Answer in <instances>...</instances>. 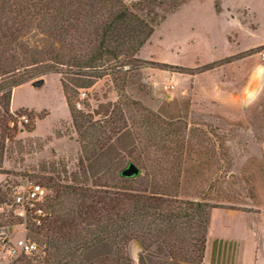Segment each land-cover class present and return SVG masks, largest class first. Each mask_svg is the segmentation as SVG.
Instances as JSON below:
<instances>
[{
	"label": "rangeland",
	"instance_id": "1",
	"mask_svg": "<svg viewBox=\"0 0 264 264\" xmlns=\"http://www.w3.org/2000/svg\"><path fill=\"white\" fill-rule=\"evenodd\" d=\"M134 1L124 0L128 5ZM168 9L155 10L165 19L136 55L142 63L135 69L124 66L123 82L121 72L106 65L91 87L75 90L64 67L62 72L33 70V77L11 89L7 127L0 128V186L26 177L45 185L42 177L72 184L84 179L79 162L89 153L83 148V132L73 122L61 84L65 78L74 89L68 95L74 114L80 113L86 124L102 122L111 112L116 120L119 108L124 114V122L117 120L114 127L120 132L109 136V149L97 156V168L107 167L115 174L133 162L141 170L139 177H157L159 195L168 199L207 201L217 207L235 203L236 208L258 202L264 187V80L245 101L238 96L248 65L257 60L250 55L264 52V46L256 47L264 40V0H185L175 10ZM68 29L64 35L60 30L54 33L61 44L80 39L79 29ZM44 38L38 23L25 36L32 46L41 45ZM39 78L44 84L33 86ZM172 131L175 142L163 144L175 152L143 150L154 135L164 141ZM173 173L178 184L170 195L163 194V181ZM86 176L81 184L95 192L112 188L109 178L88 179L90 172ZM139 177L124 184L139 192ZM48 187L53 195V187ZM0 207V213L7 211ZM171 242L177 244L176 237ZM127 253L135 264L144 251L132 241Z\"/></svg>",
	"mask_w": 264,
	"mask_h": 264
},
{
	"label": "trees",
	"instance_id": "2",
	"mask_svg": "<svg viewBox=\"0 0 264 264\" xmlns=\"http://www.w3.org/2000/svg\"><path fill=\"white\" fill-rule=\"evenodd\" d=\"M184 1L137 0L128 5L124 0H0V128L7 127L4 120L9 114L11 89L33 77V70L35 74L62 72L65 67L77 90L91 87L108 65L114 73L121 72L123 82L127 76L124 66L135 69L138 62L142 63L136 55L155 26L165 19L155 10L168 6L173 11ZM33 23H38L46 34L41 45L32 46L25 39ZM68 27L79 29L80 39L61 44L54 33L60 30L67 34ZM61 84L74 125L83 132V148L89 153L79 162L84 179H74L76 183L72 184L61 183L53 176L42 177L45 186L53 187L54 194L44 204L41 223L29 225L40 249L24 256L18 264H134L127 253L132 241H137L144 251L135 264H202L209 213L215 205L159 195L157 177L151 181L139 177L141 170L125 177L121 171L112 174L107 167L97 168L96 158L109 149V136L120 132V127H114L117 120L123 121L124 114L119 108V113L113 110L116 120L111 112L103 116L102 122L86 124L87 120L80 113L75 115L70 104L68 95L74 89L65 78ZM171 133L164 141L154 135L143 150L169 155L175 152L164 149L163 143L175 142V131ZM88 172V179L109 178L112 188L95 192L82 185ZM138 177L139 192L133 191L131 184H124ZM16 182L0 186V206L7 208L0 213V231L19 222L8 208ZM151 184L155 185L153 189ZM177 184L173 173L163 181V194L170 195ZM179 235L184 237L178 239ZM174 237L177 244L171 242Z\"/></svg>",
	"mask_w": 264,
	"mask_h": 264
},
{
	"label": "crops",
	"instance_id": "3",
	"mask_svg": "<svg viewBox=\"0 0 264 264\" xmlns=\"http://www.w3.org/2000/svg\"><path fill=\"white\" fill-rule=\"evenodd\" d=\"M261 46L264 40L256 45ZM250 56L257 60L248 65L249 75L238 96L241 101L256 92L264 80L261 54ZM257 197L259 203L252 200L237 208L232 203L230 207L215 206L210 210L202 264H264V187Z\"/></svg>",
	"mask_w": 264,
	"mask_h": 264
},
{
	"label": "built area",
	"instance_id": "4",
	"mask_svg": "<svg viewBox=\"0 0 264 264\" xmlns=\"http://www.w3.org/2000/svg\"><path fill=\"white\" fill-rule=\"evenodd\" d=\"M261 57L264 61V52ZM48 196V187L29 177L12 187L8 208L19 222L0 231V264H18L24 256L38 252V243L28 236L29 225L41 223ZM17 228H21L20 233H16Z\"/></svg>",
	"mask_w": 264,
	"mask_h": 264
},
{
	"label": "water",
	"instance_id": "5",
	"mask_svg": "<svg viewBox=\"0 0 264 264\" xmlns=\"http://www.w3.org/2000/svg\"><path fill=\"white\" fill-rule=\"evenodd\" d=\"M44 84V79L39 78L32 82V85L35 87H39ZM140 171V168L133 162H130L124 169L121 170V175L125 177H130L133 175H137ZM183 264H191V263H183Z\"/></svg>",
	"mask_w": 264,
	"mask_h": 264
}]
</instances>
